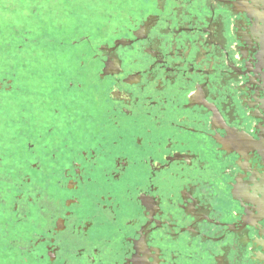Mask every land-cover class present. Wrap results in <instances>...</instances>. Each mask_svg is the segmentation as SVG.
<instances>
[{"label": "flooded vegetation", "instance_id": "1", "mask_svg": "<svg viewBox=\"0 0 264 264\" xmlns=\"http://www.w3.org/2000/svg\"><path fill=\"white\" fill-rule=\"evenodd\" d=\"M110 1L113 12L100 17L110 23L102 27L100 19L101 23L89 25L82 33L88 32L94 41L102 42L112 36L136 35L143 27L142 21H154V39L159 43L151 51L128 39L119 41L116 51L121 53L128 80L143 78L138 69L162 79L163 92L156 93L152 88L149 91L170 101L166 108L172 119H185L180 128L170 129L176 133L174 147L179 149L174 152L178 162L172 166L179 170L184 164L183 173L177 171L173 177L168 175V168L157 173L164 193L163 210L166 214L172 212L180 231L170 235L166 229L149 230L147 237H140L146 243H140L136 239L139 231L132 235V229L125 226L118 231L115 225L100 229L97 221L94 229H89L90 238L85 240L80 231L83 217L73 225L72 217L64 219L60 205L55 213L43 211V202L36 198L33 186L41 194L46 191L53 201L66 195L55 184V177L62 175V157L58 155L56 162L43 158L44 171L37 172L30 167L33 156L26 145L38 141L43 146L55 135L49 125L65 134L67 129L61 125L74 115L79 117L81 105L87 101L73 98L61 86L74 70V65L70 67L63 58L66 49L35 51L46 54V58L41 60L45 64L35 66L30 81L16 80V74L14 78L0 77L5 85L0 92L8 95L9 103L15 106L11 117L0 115V126L5 127L0 129V264H88L74 251L79 243H99L101 234L110 235L112 243L103 246L102 256L88 249L98 264H127L138 243L152 251L148 264H156L157 253L161 264H264V139L257 135L261 133L257 121L264 117V0H131L128 7L120 0ZM109 26L108 31L102 30ZM49 57H55V63ZM150 60L157 61L155 69L149 67ZM130 86L125 81L119 84L121 88ZM86 91L95 101L92 89L86 87ZM193 92L199 93V103H192ZM163 99L151 109L153 115L165 107ZM110 100L106 86L94 118H107L103 106L110 108ZM144 103L142 97L141 104L136 105L141 115L149 110L142 107ZM190 126L195 131L188 130ZM228 131L243 138L242 143L228 146L231 152L221 144L220 134ZM48 147L51 150V144ZM162 157L163 152L157 159ZM191 157H195L194 167L188 168L187 158ZM27 172L32 174L31 185L24 180ZM139 179L147 186L150 177L146 165ZM170 187L178 190L176 203L186 200L183 208L169 209L166 193ZM141 203L138 199L129 202L124 215H137ZM124 215L120 225L125 223ZM67 234H79V240L61 246L57 252L54 241Z\"/></svg>", "mask_w": 264, "mask_h": 264}, {"label": "snow or ice", "instance_id": "2", "mask_svg": "<svg viewBox=\"0 0 264 264\" xmlns=\"http://www.w3.org/2000/svg\"><path fill=\"white\" fill-rule=\"evenodd\" d=\"M141 2L152 3L154 0H141ZM145 20L147 21V17ZM141 23L143 27L139 28L136 35L128 37L112 36L111 40L97 42L88 32H84L69 40V47L63 58L69 61L70 67L74 65V70L61 86L65 92L72 94L73 98L83 97L87 104L82 103L79 117L74 115L70 121L61 125L67 129L65 134L57 131L54 125H49L55 135L43 146L38 141H29L26 145L33 156L30 167L34 171H44L41 167L43 158L56 162L58 155L62 157L60 161L62 175L55 177V184L67 194L53 201L46 191L41 194L40 189L35 186L32 191L36 198L43 202V211L51 210L55 213L57 205H60L59 211L65 213L64 219L72 217L73 225H78L80 218L83 217L80 231L85 240L90 238L89 229H94L97 221L100 229H104L106 225H115L118 231H122L125 226L132 229L130 233L132 235H136L139 231L136 235L137 241H140L141 236L147 237L149 230L155 232L157 228L166 229L170 235L180 231L176 227L172 212L166 214L163 210L161 197L164 193L157 182L159 179L157 173H163L164 168H168V175L173 177L177 176V171L183 173L184 164L179 166V170L172 166L174 162H178L174 152H178L179 149L174 147L173 137L176 133L170 129L180 128L185 123V119L180 117L172 119L166 108L170 101L149 91L152 88L156 93L163 92L165 85L162 79L144 69H138L136 71L142 72L143 78L138 76L134 80H128L121 53L116 51L120 47L118 42L122 39H128L132 44H140L148 51L152 50L154 44L159 43L154 39L156 31L152 26L155 22ZM132 44H129V47H132ZM59 45L64 48V41L61 40ZM133 59L139 63L137 58ZM49 61L55 63V57H49ZM156 66L157 61L150 60L149 67L155 69ZM121 81L131 86L121 88L119 87ZM136 85L139 87L137 88ZM4 86V82L0 81V90ZM106 86L111 97L108 101L111 107L109 108L107 104L103 106V111L108 114L107 118H94L93 112L99 110L101 96ZM86 87L91 88L96 94L95 101L90 99ZM77 93L80 96H76ZM197 95H199L197 92L191 94L193 104L200 102L197 100ZM142 97L145 100L142 107H147L149 110L141 115L136 105L141 104ZM161 99L165 107H162L157 115H153L151 109ZM210 102L214 101L210 100ZM76 107L73 105L74 109ZM119 112H123L124 115L120 116ZM145 117L148 119L145 120ZM257 125L261 128V133L257 135L264 139V117L257 121ZM188 130L195 131V128L190 126ZM220 135L223 137L221 144L228 152L232 150L229 145L243 142L242 137L231 131ZM49 144L52 146L51 150ZM161 152L163 157L158 160L157 156ZM192 159L195 157L187 158L188 168L194 167ZM145 165L150 177L147 186H144L139 179ZM203 166L200 164L201 168ZM31 175V172L24 175L25 182L30 185L33 184ZM177 191L174 187H170L166 193L169 209L183 208L186 203V200L175 202ZM17 195L20 196L19 193ZM137 199L142 202L138 214L124 215L126 205L129 202L135 203ZM17 210H20L19 206ZM185 211L191 212L192 209ZM21 214L26 215L23 212ZM122 215H124V225L119 224ZM92 234H95V231ZM163 234L162 232L161 235ZM78 240L79 234L75 237L71 234L62 236L60 241H54L58 244L56 251L59 252L61 246L76 243ZM98 240L99 243L89 245L79 243L74 255L86 259L88 264H98L95 256L103 255V246H110L112 237L101 234ZM140 243L135 246V254L127 259V264H148V257L152 255V251L146 247L142 248ZM89 248L94 251L95 256L88 251ZM52 259L56 260L55 254ZM156 264H161L159 253L156 254Z\"/></svg>", "mask_w": 264, "mask_h": 264}, {"label": "rangeland", "instance_id": "3", "mask_svg": "<svg viewBox=\"0 0 264 264\" xmlns=\"http://www.w3.org/2000/svg\"><path fill=\"white\" fill-rule=\"evenodd\" d=\"M103 1L104 0H63L61 2V5H58L54 8L53 5H55V2L53 0L52 1L35 0L36 6L42 5L44 2H47L48 4L45 8V12L40 13L41 18L40 19L37 18L36 20L29 19V21H26V23L23 24V21H25V17L22 14H20L17 21L19 22V24L21 25L23 24L25 28H28L31 31V35L34 38L33 40L35 41L39 40V43H37L39 50L52 52V51L66 49L67 52L69 47V40L72 37L79 36L83 32V30L86 27H89V25L91 24H95L97 22L101 23L100 21L102 19L100 17L108 16L110 15L111 12H113L111 1L110 0H105L104 2ZM130 1L131 0H120L121 5L127 7ZM101 4L106 6L107 9H104L105 7L102 6ZM33 13L35 14V11H33ZM89 13L92 16H90ZM96 17H99V20L90 19ZM85 18L89 20H83ZM39 20L40 21L46 20L48 26L47 30L45 31L41 30V28L38 26ZM61 21L63 22L62 27H61ZM108 23H110V20H102L101 25L103 27ZM85 24L88 25L84 26ZM104 29L108 31L107 29H111V27L109 26L107 28H102V30ZM45 38H47L48 40H45ZM49 40H54V41L50 43H46ZM61 40L64 41V48H61L59 45V42ZM8 97H9L8 95L4 96V94L0 92V115L5 113L8 117H11L15 113V106L9 103ZM4 128L2 125L0 126L1 130H3ZM7 129L9 131H12L13 127L7 124Z\"/></svg>", "mask_w": 264, "mask_h": 264}, {"label": "trees", "instance_id": "4", "mask_svg": "<svg viewBox=\"0 0 264 264\" xmlns=\"http://www.w3.org/2000/svg\"><path fill=\"white\" fill-rule=\"evenodd\" d=\"M53 1L55 8L61 5L63 0ZM47 5V2H44L42 5L36 6L35 0H0V77L4 75L14 78V74H16V80L30 81L35 66L45 64L41 60H45L46 54L34 53L35 51L42 52L37 46L39 40H33L31 31L23 24L29 19H40V13L45 12ZM20 14L25 17L22 25L17 21ZM38 26L44 31L48 29L46 20H39ZM45 40L48 39L45 38ZM53 41L49 40L46 43ZM20 75L21 77H19Z\"/></svg>", "mask_w": 264, "mask_h": 264}]
</instances>
